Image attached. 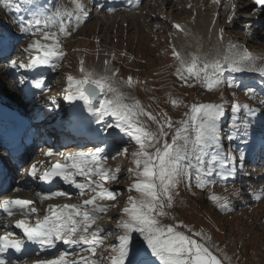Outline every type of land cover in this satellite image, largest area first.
<instances>
[{"label":"snow or ice","instance_id":"6c2138e0","mask_svg":"<svg viewBox=\"0 0 264 264\" xmlns=\"http://www.w3.org/2000/svg\"><path fill=\"white\" fill-rule=\"evenodd\" d=\"M71 2V9L59 3L50 5L46 0H21L20 3L6 5L8 11L16 13L24 10L22 4L29 6L28 18L21 16L17 20L20 33L31 39L21 50L27 55V62L5 57L11 69L32 70L42 65L52 68L59 66L53 63L65 56L59 37L70 35L89 15L82 0ZM128 3L140 6L141 0H128ZM212 3L220 4V0H212ZM254 4L259 6L257 11L264 12V0H254ZM232 9L229 23L236 14L234 4ZM173 28L183 31L179 24L174 23ZM224 31L220 28L218 32L221 41L224 39ZM37 36L40 39H32ZM237 48L238 45L228 42L223 55L217 51V55L209 59L198 53L184 56L173 46L172 55L178 65L175 75L189 87L193 86L190 81H196L208 91L225 84L236 87L233 81L225 79L226 71L258 72L264 76V64H257L258 60L264 58L238 56L234 52ZM3 51L0 48V53ZM79 71V77L67 76L64 98L69 102L83 101L94 123L101 125L95 129V136L105 147L94 144L91 150L66 155L49 149L44 153L46 157L59 155L61 158L50 161L47 167L43 161L30 165L26 174L33 181L52 185L58 178L64 185L76 190L75 196L80 203L48 204L40 213L37 203L72 198L73 193L60 188L34 193L37 200L11 196L3 198L0 200V213L8 218L16 215L23 217L16 220L13 226L21 230L23 238L11 230L8 224L0 225L4 229L0 235V254L9 249L22 252L26 240L42 249L56 250L58 253L36 264H223L209 246L211 237L205 231L193 229L183 222L164 221L176 219L171 216L170 210L174 207L180 184L183 183L187 190L193 186L205 190L235 175L237 158L231 147L225 148L220 135L221 119L225 115L224 104L192 103L185 105L187 110L184 118L179 121H173L167 113L158 118L130 93L116 86L115 71L109 75L106 67L104 74H97L85 68L83 60ZM26 78H21L20 83H24ZM32 83L36 89L44 88L42 79H35ZM119 83L129 88L134 84L131 77ZM248 95L255 99V89L248 87ZM97 99L99 106L93 104ZM52 103H56L55 98H52ZM171 103L177 106L180 101L173 99ZM262 109L264 99L259 100L257 107L234 103L231 106L234 117L241 112L243 115L240 117L241 123L233 120L232 131L227 139L231 141L238 136L247 139L252 127L251 118L257 114L264 116ZM107 117H113L115 122H106ZM145 117L156 124V130L147 125L143 119ZM260 129L261 135H264V122H261ZM112 130L117 131L114 133ZM123 137L134 141L138 149L131 154L134 166L126 174V179L132 180L127 188L129 195L120 218L115 220V229L109 230L97 224V221L102 220L118 204L106 205L99 201L118 199L120 193L105 185L118 180L120 169L106 166V161L115 157L105 153L108 149L117 154H127L128 149L121 146ZM245 158V153L240 151L238 159L241 164ZM23 189L24 186L18 185L12 191L20 192ZM132 192L136 195H132ZM231 195H239V190L233 191ZM251 195L259 201L264 198V188L251 191ZM208 199L222 212L231 210V201L227 196L212 193ZM114 235L118 243L106 245L107 239ZM58 244L67 246L71 251L59 250ZM98 250L108 253L107 256H98ZM69 256L73 259L69 260ZM0 264L17 262L0 256Z\"/></svg>","mask_w":264,"mask_h":264},{"label":"rangeland","instance_id":"374dc122","mask_svg":"<svg viewBox=\"0 0 264 264\" xmlns=\"http://www.w3.org/2000/svg\"><path fill=\"white\" fill-rule=\"evenodd\" d=\"M167 1L143 0L140 6L132 10L103 11L100 15H95L85 24L72 30L70 35L60 36L59 40L65 56L59 61H53L59 66L53 68V76L48 81L49 88L43 94L33 96L23 94L20 83L22 69H11L5 58L0 59V91L2 93L11 92L15 102L34 117V126L43 128L47 121L62 115L64 106L61 104V99L65 95L67 76L79 77L81 75L80 62L83 60L84 67L97 74H104L106 67L109 75L115 71L116 86L130 93L147 111L157 115L158 118L167 113L173 121H179L184 118V112L187 110L185 105L223 103L225 115L221 119L220 135L225 148L231 147L234 150L233 155L237 158L235 175L205 190L194 186L187 190L183 183L180 184L174 207L170 210L171 216L176 219L175 221L165 219L164 222H183L193 229L205 231L211 237V241L208 242L209 246L223 261V264H264V198L257 201L251 195V191L264 188V159L259 158V152L254 153L252 157L245 155L246 158L242 164L238 159L240 151L246 153L243 144L255 147L263 137L260 124L264 122V116L257 114L256 117L251 118L252 127L249 129L250 135L247 139L238 136V143H230L227 139V135L232 130L233 120L241 123L240 117L243 115L241 112L234 117L231 106L239 103L257 107L259 100L264 99V88H257L251 83L255 78L264 81V76L258 72L226 71L225 79L233 81L236 87H228L225 84L216 90L208 91L196 81H190L193 86L189 87L175 75L178 65L172 55L173 46L184 56H188L189 53H198L212 59L217 55V51L223 55L228 43L217 38L214 40L213 37L218 28L216 26H219L225 30L224 38L238 45V48L234 49L238 56L250 55L264 58V32L262 28H259L262 12L257 11V7L251 5L249 0H241L240 3H238L239 0H222L224 3L217 4L215 8L208 7L210 3L206 0H191V3H187L186 0H171L168 5ZM20 2L21 0H0V22L7 27V30H14L17 36L13 52L7 57L27 62V55L21 50L31 42V39L20 33L18 25L14 23L16 21L15 11H8L6 7L9 3ZM55 3L66 5L69 4V0H55ZM233 4L236 14L229 23L228 17L233 11ZM21 7L26 9V5L22 4ZM172 21L183 26L191 24L193 31L198 26L203 30L204 37H211V42L203 47L204 49L202 47L197 49L196 45H181L182 41L180 39L178 41L171 35L170 23ZM252 38L256 39L255 43L251 42ZM32 39H40V37ZM46 43L51 44L52 42L47 41ZM106 60L107 65H105ZM257 64H264V60H258ZM129 77L134 82L133 87L129 88L119 83L127 81ZM248 87L256 89L255 99L249 97ZM52 98H55V104L52 103ZM173 99L180 101V104L174 106L171 103ZM95 104L99 106V99ZM85 114L87 115L82 119L85 126L92 127L94 130L101 127L94 123V118L90 114L87 112ZM143 119L150 128L156 130L154 122L148 121L146 117ZM106 122L114 123L115 120L113 117H107ZM112 131L115 133L117 130ZM39 137V141L30 149L28 147L26 153L18 161L12 162L7 159L8 163L18 167V170L13 172L22 173L15 178V184L7 191L8 194L17 193L37 200L38 197L34 193L39 190L35 182L26 179L25 175L29 164L45 162L47 158L44 153L49 149L59 154L64 150L88 151L94 145L70 143L66 139L52 141L50 137ZM47 142H51L52 145H48ZM100 146L105 147L104 144ZM121 146L128 149L127 154H117L114 150L108 149L105 153L109 157H115L114 159L109 158L106 166L120 169L118 180L105 185L110 190L120 193L118 199L99 201L106 205L118 204V207L111 208L102 220L97 221V224L109 230L115 229V220L120 218L129 195L127 188L132 180L126 179V174L127 170L134 166L131 154L138 149V145L128 137H123ZM0 156H5L1 150ZM213 178L219 179L218 177ZM18 185L24 186V189L20 192L12 191ZM235 190H239V195H231ZM69 192L73 193L71 199L57 198L45 201L43 204L37 203L36 206L39 211H43L48 204H79L80 200L75 196L76 190ZM212 193L227 196L231 201V210L220 211L217 205L208 199ZM131 194L136 195L135 192ZM188 210L198 215L202 214L206 222L198 223L190 216V213H187ZM3 224L9 225L7 220L0 218V225ZM116 243L118 241L115 235L110 236L106 241V245ZM66 250L71 251V249ZM107 254L99 250L97 252L98 256H107ZM51 258L53 256L44 260ZM71 259L73 257L69 256V260ZM145 259L148 258L145 257Z\"/></svg>","mask_w":264,"mask_h":264},{"label":"bare ground","instance_id":"6f19581e","mask_svg":"<svg viewBox=\"0 0 264 264\" xmlns=\"http://www.w3.org/2000/svg\"><path fill=\"white\" fill-rule=\"evenodd\" d=\"M187 1V3H191L192 1L191 0H186ZM197 1V0H196ZM208 3H210V6L209 5H207L208 7H210V8H215L216 7V5L217 4H215V3H212V0H206ZM171 2V0L169 1H167V5L169 4ZM241 2V0H239L238 1V3H240ZM220 4H223V1L222 0H220ZM251 5H253V4H251ZM197 6V5H196ZM71 8H73V4H72V6L70 7V9ZM221 16V15H220ZM179 25H181V24H179ZM182 26V28H183V31H178V33H177V35H173L176 39H178V41H179V39L182 41H180L181 42V45H183V46H185V45H187V44H189V45H196L197 46V49L199 48H203V47H206L210 42H211V37H204V32H203V30L201 29V28H198V26H196V29H195V31H193V29H192V25L190 24V25H187V26H183V25H181ZM217 27V26H216ZM171 29V28H170ZM219 27L217 28V30L214 32V40H216V38L218 39V32H219ZM185 32L187 33V35H185ZM229 39H227V38H224L223 39V41L225 42V43H228L229 41H228ZM255 38H252L251 39V42H254L255 43ZM218 41V40H217ZM204 49V48H203ZM200 51V50H199ZM202 51V50H201ZM258 80H262V79H258ZM261 83H262V81H260ZM78 102H79V104H81V105H83V107H85L84 106V104H83V101H79V100H77ZM63 102V101H62ZM64 103V102H63ZM94 105H96V104H94ZM88 113V111H87V109L85 108V112H83L82 111V114H81V117L83 118L85 115H87V114H85V113ZM89 114V113H88ZM90 116V115H89ZM80 117V118H81ZM81 118V119H82ZM33 143V142H32ZM31 143V144H32ZM31 144H30V146H31ZM29 146V147H30ZM70 189H72L70 186H68Z\"/></svg>","mask_w":264,"mask_h":264},{"label":"trees","instance_id":"16d2710c","mask_svg":"<svg viewBox=\"0 0 264 264\" xmlns=\"http://www.w3.org/2000/svg\"><path fill=\"white\" fill-rule=\"evenodd\" d=\"M198 193H199V191H198ZM196 195H198V194H196ZM187 213H190L191 214L190 216L193 217V218H195L197 220V222L200 223V224L206 222V218L202 214L198 215L197 213H193L192 211H189V210L187 211Z\"/></svg>","mask_w":264,"mask_h":264},{"label":"water","instance_id":"95a60500","mask_svg":"<svg viewBox=\"0 0 264 264\" xmlns=\"http://www.w3.org/2000/svg\"><path fill=\"white\" fill-rule=\"evenodd\" d=\"M94 102V101H93Z\"/></svg>","mask_w":264,"mask_h":264}]
</instances>
